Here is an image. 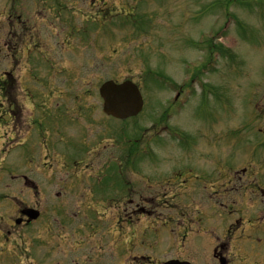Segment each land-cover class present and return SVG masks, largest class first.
Masks as SVG:
<instances>
[{"label":"rangeland","instance_id":"1","mask_svg":"<svg viewBox=\"0 0 264 264\" xmlns=\"http://www.w3.org/2000/svg\"><path fill=\"white\" fill-rule=\"evenodd\" d=\"M3 70L16 77L23 101L21 120L24 110L35 108L29 94L31 98L48 94L52 107L58 102L57 95L66 104H71L72 95H79L80 110L86 114L78 122L58 127L70 134L77 131L79 148L85 139L92 151L102 150L100 155L92 151L79 154L85 161L76 164L67 161L60 172L65 179L58 188L65 193L59 198L42 197L43 203L60 201L66 213L61 224L38 220L26 235L4 234L0 264L16 256V264H135L133 254L144 255L145 264H162L177 256L189 257L193 264H218L212 259L211 240L203 245V239H193V234L189 239L182 235V223L190 229L193 226L182 219L181 209L173 211L169 206L175 200L184 204L183 199H171L172 191L166 195L158 192L159 199L154 194L160 186L148 180L156 177L150 162L138 163L147 180L146 211L130 210L129 217L120 220V201L111 206L89 192L93 187L87 188L103 179L107 166L86 160L111 156L119 162L116 158L130 147L128 137L139 133H144L145 147L163 165L166 158H175L177 132L183 136L198 131L199 142H217L219 134V151L226 164H232L238 154L242 156L245 149L240 146L257 144V149L258 142H264V0H0V72ZM108 79H130L138 84L146 100L135 118L124 122L104 117L98 86ZM24 85L30 89L26 90L27 100ZM43 96L36 97V104ZM159 118L160 126L154 124ZM14 121L18 129L9 135L17 142L25 141L26 124L21 127L18 117ZM1 141L0 135V148ZM27 145L31 147V139ZM65 145L56 141L41 151L35 147L34 159L45 161V172L36 175L38 183V179L47 181L64 159L73 157ZM24 149L18 146L15 151L22 157ZM1 152L0 192L6 190L27 201L42 200L10 178L6 170L9 154ZM254 158L264 159V152L257 151ZM155 163L157 167L158 160ZM136 174L135 170L127 177ZM55 184L51 182L47 188L55 189ZM72 186L80 191L73 192ZM191 199L186 202L191 218L197 217L195 209H208L203 199ZM12 204L10 198L0 201L5 225ZM129 206L135 207L133 203ZM214 212L207 217L198 215L201 224L221 221L225 227L232 221L229 207ZM141 228L144 232L140 233ZM126 239L128 253L122 252ZM261 250L260 257L249 255L244 262L240 255L242 259L237 257L231 264H263Z\"/></svg>","mask_w":264,"mask_h":264},{"label":"flooded vegetation","instance_id":"2","mask_svg":"<svg viewBox=\"0 0 264 264\" xmlns=\"http://www.w3.org/2000/svg\"><path fill=\"white\" fill-rule=\"evenodd\" d=\"M14 80L15 79H12L11 83L12 91L14 88ZM16 97H22V95L11 93L10 99H8L9 103L11 101V106L13 108L18 107ZM27 98L28 95L25 93V100ZM3 113L6 114L7 118V120H5L7 125L3 126L5 128V133H10L13 129L18 128L15 125L14 119L19 116L18 121L20 126L22 127V123L26 124L27 140L34 139L35 137V141L42 146L41 150L48 147V145H53L54 142L59 140L65 141L67 138H69V140L78 139L77 131L74 134H70L69 132H64L59 129L58 123L62 118L58 115L60 111L29 109L24 111L23 120L20 119L22 118V109L10 108L7 111L4 110ZM34 114H36L37 119L33 117ZM72 114H74L72 118L73 122H77L76 118H78L77 114H79L78 106L72 111ZM45 124H48L51 128H44ZM34 125L40 128L35 129ZM53 129L55 131H53ZM203 134L204 132L199 136V139ZM216 136L217 142H198L194 140L191 132L186 134L183 140L179 141L185 144L183 152L181 153V155L185 156L168 160V165L159 163V166L156 168L157 172H155L157 179L148 180L160 186V189L153 191L156 196L158 192L166 195L169 191H172L170 195L171 199L178 197L181 201L183 199L185 202L183 204L178 200L171 201L169 209L173 211H176L177 208L181 209V213L184 214L182 219L186 220V222L189 221L190 225L193 226L192 229H190L188 224L182 223V235L185 236L186 239H189V234H193L196 237H208L211 240V254L214 260H217V258L219 259V257H224L221 258V260H224L223 263L231 264L232 261L237 259V257L240 258V255H242L243 261L245 262L249 255L260 257L261 252H263L261 249L264 248V159L260 161L254 158L253 155L255 151L251 153V148L249 147L245 148L246 151L244 152L247 153L248 158L239 157L234 163L226 164L224 154L219 151L221 148V136L219 134ZM20 145H23V143L13 141L12 137L1 142L0 149L3 153H9L11 151L13 153L16 152V157L11 159L13 166L11 170H8L10 178L18 182V185L23 183L26 189L28 188L27 190L31 191L38 198L45 196H61L62 188H58L64 181L65 175L60 172H64V165L67 163L63 160L61 163L62 167H58L51 172V174H49L50 178H48L47 181L35 183L32 177L37 173L43 175V172H45L43 167L45 166V161H39V163L33 165L34 153L31 151V147L24 145L25 149L21 157L18 152L15 151ZM128 158L129 157H125L121 159V161L123 164L127 163L131 169L135 167L140 160V157L136 159ZM100 160L101 159H99V161ZM177 160L181 162H177ZM98 163L100 164L101 162ZM6 177L5 173V179L3 180L5 186L7 184ZM2 178H4V175ZM146 181L145 175L142 173L136 174L134 178L130 179L127 178V175L124 174L123 171L118 173L115 180H110L107 186L108 188L105 191L111 194V199L113 198V194L120 197V204L122 206L121 213L119 214L120 220H123L124 216L127 219L131 211L135 213L146 211V205L149 204L148 197L144 193ZM51 182L56 183L53 188L58 191L55 189L51 190L52 187L47 188ZM5 191L0 192V201L3 200V202H5L7 198H10L11 204L14 200L17 202H14L8 211L9 219L7 225H5L6 222L4 221L5 212L0 211V239L4 237V234L15 236L25 233L26 235L30 232L28 229L38 220H42L44 223L50 221L52 225L55 224L57 226L61 224L60 219L63 218V214L61 211L62 207L58 205V201L55 203L52 202L54 203L52 205L48 203L49 205L45 206L43 198L42 200L38 199L36 201H31V199H29L27 201L17 196L10 195ZM93 192L94 191L91 193ZM191 198L203 199L208 205V209L204 207L201 208L202 210L195 209L194 214H197V217L191 218L190 212H187L188 204H186ZM129 203H133L135 207L129 206ZM221 206L229 207L228 217L231 218L233 222L228 223L225 227H222V222H219V224L215 226H208L205 223L201 224V216L198 215L206 217V214L217 211ZM26 208L37 209L39 211L38 216L35 219H31L30 216L23 211ZM214 214L215 213H212L211 215ZM5 226L6 228H3ZM246 230L248 231L246 232ZM142 231L144 232L141 228L139 232L141 233ZM219 234L222 236L220 237ZM233 242L236 244L235 247H232ZM231 247L234 251H232L233 249L231 250ZM123 251L124 253H128V239L122 244V252ZM236 252L238 253L236 254ZM230 254L232 255L231 257ZM233 254H236L235 257ZM127 258L128 256L126 255L125 259L128 260ZM143 259H145L144 255H131V260L134 261L135 264H144V262H142ZM187 259L190 260L189 257H187ZM5 261H8L9 264H16L15 258L12 260L4 259V262Z\"/></svg>","mask_w":264,"mask_h":264},{"label":"water","instance_id":"3","mask_svg":"<svg viewBox=\"0 0 264 264\" xmlns=\"http://www.w3.org/2000/svg\"><path fill=\"white\" fill-rule=\"evenodd\" d=\"M103 99V111L116 118L125 119L136 115L142 108V97L137 86L130 80L116 83L103 82L99 87ZM165 264H189L185 261L167 260Z\"/></svg>","mask_w":264,"mask_h":264}]
</instances>
